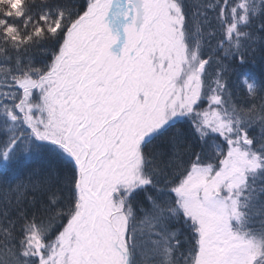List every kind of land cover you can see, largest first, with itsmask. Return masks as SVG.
Wrapping results in <instances>:
<instances>
[{
    "label": "snow or ice",
    "instance_id": "1",
    "mask_svg": "<svg viewBox=\"0 0 264 264\" xmlns=\"http://www.w3.org/2000/svg\"><path fill=\"white\" fill-rule=\"evenodd\" d=\"M0 264H264V0H0Z\"/></svg>",
    "mask_w": 264,
    "mask_h": 264
}]
</instances>
